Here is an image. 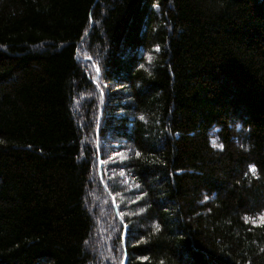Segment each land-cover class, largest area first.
<instances>
[{"label": "trees", "instance_id": "obj_1", "mask_svg": "<svg viewBox=\"0 0 264 264\" xmlns=\"http://www.w3.org/2000/svg\"><path fill=\"white\" fill-rule=\"evenodd\" d=\"M261 217L264 0H0V264H264Z\"/></svg>", "mask_w": 264, "mask_h": 264}, {"label": "rangeland", "instance_id": "obj_2", "mask_svg": "<svg viewBox=\"0 0 264 264\" xmlns=\"http://www.w3.org/2000/svg\"><path fill=\"white\" fill-rule=\"evenodd\" d=\"M106 85H108V84H106ZM112 144V143H111ZM114 145V144H113ZM114 149H117L116 147H114ZM122 153H118L117 155H113L114 156V158H118L119 159V157H117V156H121L122 157ZM112 157H111V155L110 154H108L107 155V160L105 161V164H110V162L112 161ZM106 194L104 193V195H103V197L105 196ZM109 214H111L110 212H109ZM108 214V215H109ZM100 258L103 260L104 258H103V256H100Z\"/></svg>", "mask_w": 264, "mask_h": 264}, {"label": "snow or ice", "instance_id": "obj_3", "mask_svg": "<svg viewBox=\"0 0 264 264\" xmlns=\"http://www.w3.org/2000/svg\"><path fill=\"white\" fill-rule=\"evenodd\" d=\"M261 220L264 221V217H261Z\"/></svg>", "mask_w": 264, "mask_h": 264}]
</instances>
